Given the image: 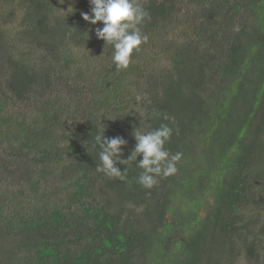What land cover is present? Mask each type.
<instances>
[{
  "label": "trees",
  "instance_id": "16d2710c",
  "mask_svg": "<svg viewBox=\"0 0 264 264\" xmlns=\"http://www.w3.org/2000/svg\"><path fill=\"white\" fill-rule=\"evenodd\" d=\"M141 3L117 69L90 0H0V264H264V0ZM161 124L175 174L97 172Z\"/></svg>",
  "mask_w": 264,
  "mask_h": 264
},
{
  "label": "clouds",
  "instance_id": "9594fccd",
  "mask_svg": "<svg viewBox=\"0 0 264 264\" xmlns=\"http://www.w3.org/2000/svg\"><path fill=\"white\" fill-rule=\"evenodd\" d=\"M90 6V13H81L82 19L91 25L102 22L103 27L95 30L96 37L113 47L112 61L117 69L128 68L133 51H138L140 45L148 40L141 31V25L150 18L148 11L141 0H90ZM140 100L138 95L136 101ZM164 119L168 120L169 117L165 115ZM172 134L173 129L167 124L148 132L137 128L133 133L136 144L127 159L122 158L123 146L127 144L123 137H105L104 133L96 135L93 147L100 149V164L96 170L123 180L127 168L122 172L116 165H129L142 156L136 163L137 167L143 169L138 182L151 189L158 183L157 177H168L178 171L176 165L182 153L172 154L165 148Z\"/></svg>",
  "mask_w": 264,
  "mask_h": 264
},
{
  "label": "rangeland",
  "instance_id": "374dc122",
  "mask_svg": "<svg viewBox=\"0 0 264 264\" xmlns=\"http://www.w3.org/2000/svg\"><path fill=\"white\" fill-rule=\"evenodd\" d=\"M21 15V13L20 12H18V15ZM17 24H19V21L17 22ZM183 36V35H182ZM179 42H181V41H179ZM162 63L164 64V68L166 67V61L164 60V61H162ZM6 178V180L8 181V178L7 177H5ZM244 264H248V263H244Z\"/></svg>",
  "mask_w": 264,
  "mask_h": 264
}]
</instances>
